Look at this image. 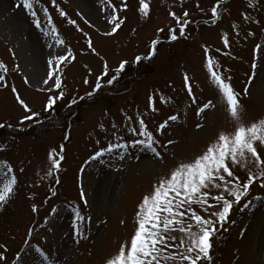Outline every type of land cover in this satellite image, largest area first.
<instances>
[{
	"label": "rangeland",
	"instance_id": "rangeland-1",
	"mask_svg": "<svg viewBox=\"0 0 264 264\" xmlns=\"http://www.w3.org/2000/svg\"><path fill=\"white\" fill-rule=\"evenodd\" d=\"M225 1L221 16L213 22L209 9L214 0H183V3L180 0H148L149 19H142L137 14L138 0H126L129 8L120 14L126 21L118 35L108 37L98 31L106 26L103 0H56L55 7L51 0H41L40 7L48 8L52 17L49 26L43 12L37 10L41 28L35 26L22 0H0V62L8 69L7 73L0 72L6 76L4 84L7 85L0 87V124L5 128L10 125L13 129H26L43 118L47 114L43 112L46 96L52 94L39 90L48 59L64 54L68 49L76 57L63 65L65 96L54 107L68 109L57 117L51 116L52 119L27 134L18 133V139L12 143L9 138L0 141V160H7L18 178L16 195L0 208V244L6 245L9 260L17 253L25 259L34 254L35 264H41L39 253L34 252L35 248H40L45 254L50 252L52 259L58 258L57 264H103L104 258L115 253L120 243L133 233L136 206L151 190L152 183L179 161L190 160L199 154L219 130L229 127L216 92L208 82L204 49H209L224 74L232 77L235 89L242 93L253 72L255 45H264V31H261L264 28V0H254L255 8L248 7V0ZM112 2L121 4V0ZM57 8L67 16L60 17ZM201 8L205 11L201 12ZM185 10L190 13L187 34L179 36L177 32V39L171 41L167 38L172 21L168 12L174 11L179 16ZM242 14L252 19L245 21ZM69 19L76 24H69ZM52 26L65 41L63 46H56L50 37L43 35ZM159 28L165 31L158 32ZM191 28L195 29L194 34ZM248 32L254 35L247 36ZM225 34L231 38L228 48L221 39ZM88 38L99 55L88 50ZM154 39L159 41L155 54L139 63L134 62L137 55L148 56ZM259 55V52L255 53L258 65ZM121 60L129 62L128 68L136 64V74L108 85L107 79L114 74ZM104 63L110 69L109 76L101 79L106 88L88 95L93 91ZM255 71L251 98L242 101L247 109L246 119L264 114V67L258 66ZM185 75L189 77L200 106L208 100L217 104L215 110H206L205 121L195 115L197 105L191 104V98L186 94ZM85 78L89 80L88 84L84 83ZM13 87L30 108L41 113L40 117L21 123L25 113L15 100ZM150 96L157 109L155 112L148 107ZM161 97L167 103H161ZM81 104L77 114L81 122L70 125L66 122L68 114ZM169 115L178 116V121H169L170 126L159 139L162 143L169 139L178 143L167 150L162 162L153 160L151 153L131 146L124 160H119L116 153L106 154L103 164L99 160H90L96 150L110 142L124 143L132 139L126 129L138 127V124H130L125 116L132 117L133 121L144 119L149 130L155 132ZM199 122L205 127L197 132L195 125ZM101 124L104 129L99 127ZM113 124L118 126V134L124 137L123 140L117 141L112 135ZM60 147L64 149L61 169L52 177L46 176L48 152ZM240 175L244 176V172ZM57 179L59 183H56ZM2 182L3 178H0V184ZM260 183H255L244 201L251 200L250 207L243 212L234 210L231 217L235 223H228V231L213 240V264H264V199H252L264 197ZM81 187L88 201L86 208L80 200ZM33 204L37 206V212L32 211ZM74 207L86 217L84 223L90 236L78 244V238L72 233ZM53 209L57 211L53 212ZM29 229H33L31 236H28ZM175 235L179 240L180 234ZM26 239L28 244L24 243ZM25 249L30 255L25 256Z\"/></svg>",
	"mask_w": 264,
	"mask_h": 264
},
{
	"label": "snow or ice",
	"instance_id": "snow-or-ice-1",
	"mask_svg": "<svg viewBox=\"0 0 264 264\" xmlns=\"http://www.w3.org/2000/svg\"><path fill=\"white\" fill-rule=\"evenodd\" d=\"M180 2L183 3V0ZM40 3L41 0H22L23 7L33 17L37 28L42 27L41 20L37 19V10L43 12L48 25L51 26L52 17L49 15V9L40 7ZM51 3L53 7L56 6V0H51ZM103 3L105 5L103 20L106 26L98 31L108 37L118 35L126 21V17H122L120 14L125 12L129 5L126 0H121L119 5L114 4L112 0H103ZM223 5L224 0H214L210 6V18L213 22L221 16ZM248 7H256L254 0H248ZM57 11L60 17L67 16L63 10L57 8ZM136 11L140 18L149 19L151 8L148 0H138ZM200 11L204 12L205 9L201 8ZM168 15L172 21L168 28L167 38L175 41L177 32L179 36H184L186 29L190 26L188 19L190 13L185 10L178 16L176 12L169 11ZM242 16L245 21L252 19L244 14ZM254 22L259 23L258 21ZM68 23L75 25L76 21L69 19ZM235 27L236 25H233V28ZM77 30L80 31L79 28ZM157 31L164 32L165 29L159 28ZM261 31H264V28ZM43 35L50 37L56 46H63L65 43L54 26L50 31L45 30ZM253 35V32L247 33V36ZM221 39L225 48L230 47L231 38L227 34ZM158 43V40H152L148 56L137 55L134 62L139 63L142 59L154 55ZM87 48L91 53L99 55L90 38L87 39ZM216 51L220 52L219 49ZM256 52L260 54L259 65L255 57ZM204 53V66L207 69L208 82L216 92L217 102L229 127L219 130L199 154L190 160L179 161L166 174L159 176L152 183L151 190L141 197L136 206L133 233L120 243L115 253L104 258L103 264H213V240L218 234L228 231L226 227L228 223H235L231 217L234 210L238 209L243 212L250 207L252 201L249 200L247 203L244 201L248 198L250 189L255 186V183L261 181L260 187L264 188V114L246 119L247 109L242 102L243 98H251V85L255 82L257 75L255 70L258 66L264 67V45H255L254 59L251 65L253 72L248 77L247 85L242 93L235 89L231 83L232 77L224 74L208 48L204 49ZM225 55H229V53H225ZM75 58L72 50L68 49L64 54L54 55L48 59L47 69L41 78L42 86L39 90L46 94H52L46 96L43 112H50L57 102L64 98L63 65L74 61ZM128 63L127 60H121L115 72H123ZM0 72H8L3 62H0ZM109 73V66L104 63L103 71L97 77L93 91L88 95H92L93 92L102 88L101 79L108 77ZM89 74H91L90 70ZM116 79L117 76L112 74L106 83L112 85ZM5 80L6 76L0 74V87L7 86L4 84ZM24 82L29 83L27 79ZM84 83L88 84L89 80L85 78ZM184 87L187 90V96L191 98V104L197 105L195 115L205 121L207 119L206 110H215L217 104L208 100L200 106L187 75L184 76ZM11 91L16 94L15 100L25 113L21 123L40 117L41 113L30 108L19 96L16 88L13 87ZM160 102L167 103L163 97L160 98ZM148 107L153 112L157 110L151 96L148 100ZM125 119L130 124H138V127L129 126L126 129L132 139L124 143L110 142L106 147L96 150L90 157L91 161L99 160L103 164L105 155L111 156L113 153H116L119 160H124L129 154L128 149L131 146L151 153L153 160L162 162L167 150L178 143L173 139L162 143L159 139V135L163 134L170 126L169 121H178L176 115H169L163 123L159 124L155 132L149 130L144 119L138 118L133 121L129 116H125ZM2 127L4 125L0 124V128ZM99 127L104 129L103 124ZM204 127L205 124L199 122L196 123L195 130L200 132ZM112 129V135L117 141L124 139L122 135L118 134L120 130L116 124L112 125ZM158 149L165 151L161 152ZM63 151V147L49 150L46 176L52 177L60 171L61 161L64 159ZM20 171L22 172L23 169ZM241 172H244V176L240 175ZM0 178H3V182L0 184V208H3L16 195V185L18 184L14 169L7 160H0ZM56 183H59L58 179ZM252 199L262 200L264 197L255 196ZM80 200L86 208L88 201L82 187ZM32 211H38L35 204L32 205ZM52 211L56 212L57 210L53 209ZM72 212L74 214L72 233L74 238H78L76 239L78 244L80 240L90 239V236L87 235L88 229L84 223L86 217L81 214L78 208H72ZM124 223L122 220L121 224ZM32 232L33 229H29L28 236H31ZM175 233L180 234L179 240ZM24 243L28 244L29 241L26 239ZM34 252L39 253L41 264H57L58 258L52 259L50 252L45 254L40 248H35ZM27 255L30 253L25 249V256ZM35 261L34 254H31L30 259H25L20 253L9 260L6 245L0 244V264H35Z\"/></svg>",
	"mask_w": 264,
	"mask_h": 264
},
{
	"label": "trees",
	"instance_id": "trees-1",
	"mask_svg": "<svg viewBox=\"0 0 264 264\" xmlns=\"http://www.w3.org/2000/svg\"><path fill=\"white\" fill-rule=\"evenodd\" d=\"M225 2L226 1L224 0V3ZM193 29L194 28H191V30H193ZM194 33H195V29L193 30V34ZM185 34H187V32ZM135 65L136 64H134L132 67H129V68H128V66H126L125 70L123 72H120V73L114 72V74L117 76V79L113 83H116L118 79L123 81V80H125L124 78L129 79L130 77L135 75L137 70H138ZM103 88H106V86L103 85L101 89H103ZM76 104H77V102H75V105ZM82 105L83 104L79 105L73 111V113L68 114V116L66 118V122H68L70 125L77 124V123L81 122V119L78 117L77 114H78L79 108L82 107ZM67 109H65V108H61V109L53 108L52 110H50V112H47V114L43 118H41L38 122H36L34 125H29L26 129L25 128L13 129L10 126H8L7 128L2 127V128H0V141H1V139L9 138V139H11L10 142L12 143V142H14V140L16 138L18 139V136H17L18 133H20V135L27 134L30 131H33L35 127H39V126L43 125L44 123H46L48 120L52 119L51 116L57 117L59 115V113H62V111H66Z\"/></svg>",
	"mask_w": 264,
	"mask_h": 264
},
{
	"label": "bare ground",
	"instance_id": "bare-ground-1",
	"mask_svg": "<svg viewBox=\"0 0 264 264\" xmlns=\"http://www.w3.org/2000/svg\"><path fill=\"white\" fill-rule=\"evenodd\" d=\"M84 2H85V0H83ZM3 5H4V3H3ZM82 5H84L85 6V4H82Z\"/></svg>",
	"mask_w": 264,
	"mask_h": 264
}]
</instances>
